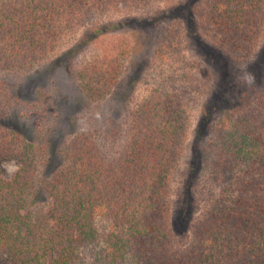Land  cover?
<instances>
[{"label": "trees", "instance_id": "1", "mask_svg": "<svg viewBox=\"0 0 264 264\" xmlns=\"http://www.w3.org/2000/svg\"><path fill=\"white\" fill-rule=\"evenodd\" d=\"M148 1L0 0V67L26 69L98 13ZM101 23L64 54L90 125L62 147L61 165L50 166L53 146L9 127L0 109V257L6 264H264V87L204 101L184 185L172 199L190 90L176 99L173 82L162 78L125 125L106 129L101 103L127 98V85L136 89L129 49L106 51L89 65L77 61L106 33L163 26L162 54L181 48L186 34L193 67L214 56L211 43L247 60L264 33V0H180L153 15ZM3 158L21 163L11 179Z\"/></svg>", "mask_w": 264, "mask_h": 264}, {"label": "rangeland", "instance_id": "2", "mask_svg": "<svg viewBox=\"0 0 264 264\" xmlns=\"http://www.w3.org/2000/svg\"><path fill=\"white\" fill-rule=\"evenodd\" d=\"M180 0H149L140 5H132L121 10L98 13L88 21L87 27L78 25L68 31L58 42L56 51L50 52L42 60L31 62L26 69L5 70L0 67V109L3 121L18 129L29 139L48 144L52 149L49 157L51 167L64 162L62 147L90 125L87 98L83 93L80 79L69 71L66 51L90 31L94 32L106 19L118 20L146 13L153 15L161 8H168ZM177 20L173 23L177 27ZM164 27V28H163ZM142 29H125L102 35L81 52L78 64H92L99 54L109 50L126 51V63L138 72L134 90L131 85L123 87L128 97L109 96L100 106V122L109 129L113 124L125 125L132 111L155 87L160 86L162 78L173 82L177 99L184 87L190 90L188 100L189 126L184 153L172 180V199L182 191L185 169L189 165L195 133L204 101L220 93L223 98H231L241 93L247 85L259 83L264 87V33L260 38L255 54L243 61L231 59L226 52L211 43L213 57L201 65L193 67L197 57L193 44L183 35L181 48L172 51L169 47L162 54L163 31L166 26ZM183 27V26H181ZM89 29V31H87ZM87 32V33H86ZM79 66V65H78ZM80 67V66H79ZM257 80V81H255ZM110 130H112L110 128ZM20 161L3 158V176L11 179L20 168ZM102 229L107 226L100 222ZM0 257V264H6Z\"/></svg>", "mask_w": 264, "mask_h": 264}]
</instances>
